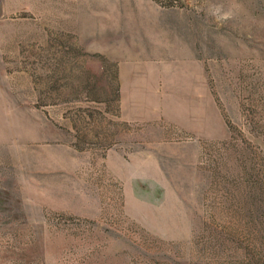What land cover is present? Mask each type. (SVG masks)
Wrapping results in <instances>:
<instances>
[{"label":"rangeland","instance_id":"obj_1","mask_svg":"<svg viewBox=\"0 0 264 264\" xmlns=\"http://www.w3.org/2000/svg\"><path fill=\"white\" fill-rule=\"evenodd\" d=\"M0 264H264V0H0Z\"/></svg>","mask_w":264,"mask_h":264}]
</instances>
